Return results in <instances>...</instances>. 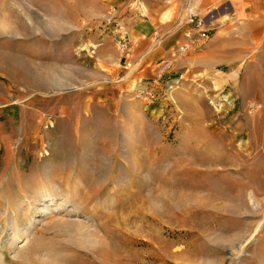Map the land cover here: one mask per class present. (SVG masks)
I'll use <instances>...</instances> for the list:
<instances>
[{"label": "rangeland", "instance_id": "obj_1", "mask_svg": "<svg viewBox=\"0 0 264 264\" xmlns=\"http://www.w3.org/2000/svg\"><path fill=\"white\" fill-rule=\"evenodd\" d=\"M126 1L0 0V264H264V39L157 80Z\"/></svg>", "mask_w": 264, "mask_h": 264}, {"label": "crops", "instance_id": "obj_2", "mask_svg": "<svg viewBox=\"0 0 264 264\" xmlns=\"http://www.w3.org/2000/svg\"><path fill=\"white\" fill-rule=\"evenodd\" d=\"M124 9L129 39L139 49L150 50V62H157L188 41V53L193 58L205 55L204 42L211 36L214 40L226 37L228 23L249 22L251 37L264 39V0H172L167 5L160 0H143L141 5H133L128 0ZM197 19L204 21L203 27L197 28ZM203 30L209 32L208 38L201 36ZM160 32L164 39L158 48L152 49L151 40ZM135 74L138 80L142 79L139 73Z\"/></svg>", "mask_w": 264, "mask_h": 264}, {"label": "built area", "instance_id": "obj_3", "mask_svg": "<svg viewBox=\"0 0 264 264\" xmlns=\"http://www.w3.org/2000/svg\"><path fill=\"white\" fill-rule=\"evenodd\" d=\"M134 4L141 5L143 0H132ZM162 3L167 4L170 3L172 0H160ZM194 18H192L193 20ZM204 26V21L201 19H197V28H201ZM201 36L203 38H208L209 32L208 31H201ZM159 35L155 38L156 40L159 39ZM159 42V41H158ZM190 50V42H185L179 46L176 47V49H173L170 51L168 58L160 60V62L157 64V74L158 79L160 80L163 76V74L167 71H169L174 63V60L178 58H183L188 54Z\"/></svg>", "mask_w": 264, "mask_h": 264}, {"label": "bare ground", "instance_id": "obj_4", "mask_svg": "<svg viewBox=\"0 0 264 264\" xmlns=\"http://www.w3.org/2000/svg\"><path fill=\"white\" fill-rule=\"evenodd\" d=\"M250 199H251V202H252V203H255V199H254V197H253V194L250 195Z\"/></svg>", "mask_w": 264, "mask_h": 264}]
</instances>
